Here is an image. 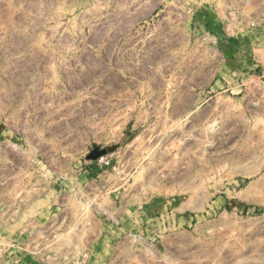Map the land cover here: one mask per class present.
Masks as SVG:
<instances>
[{
	"label": "rangeland",
	"instance_id": "obj_1",
	"mask_svg": "<svg viewBox=\"0 0 264 264\" xmlns=\"http://www.w3.org/2000/svg\"><path fill=\"white\" fill-rule=\"evenodd\" d=\"M263 26L264 0H0V264H264Z\"/></svg>",
	"mask_w": 264,
	"mask_h": 264
},
{
	"label": "crops",
	"instance_id": "obj_2",
	"mask_svg": "<svg viewBox=\"0 0 264 264\" xmlns=\"http://www.w3.org/2000/svg\"><path fill=\"white\" fill-rule=\"evenodd\" d=\"M221 1L223 2V4H227L231 0H221ZM205 8H206V13H203V15L208 18L207 26H206L207 29L210 30V28H213V26L214 27L217 26V33L219 34V37H221L223 39L222 35H224V30H223L224 25H223V23H221V20H224L226 6L223 5V9H221V8H218L215 3L209 2ZM223 14H224V16H223ZM263 28H264V26H263ZM243 30L245 32H243L242 36H247L249 39H251V41H253V40L256 41L257 36L262 34V33H260L259 30L253 31V30L246 29V28H243Z\"/></svg>",
	"mask_w": 264,
	"mask_h": 264
},
{
	"label": "built area",
	"instance_id": "obj_3",
	"mask_svg": "<svg viewBox=\"0 0 264 264\" xmlns=\"http://www.w3.org/2000/svg\"><path fill=\"white\" fill-rule=\"evenodd\" d=\"M103 160H104L103 158L100 159V161H103ZM88 256L89 255L87 252H77L76 254L72 256V259L69 262V264H86Z\"/></svg>",
	"mask_w": 264,
	"mask_h": 264
}]
</instances>
